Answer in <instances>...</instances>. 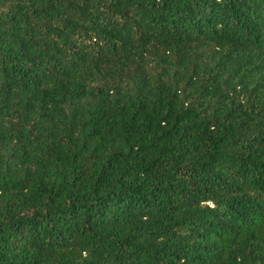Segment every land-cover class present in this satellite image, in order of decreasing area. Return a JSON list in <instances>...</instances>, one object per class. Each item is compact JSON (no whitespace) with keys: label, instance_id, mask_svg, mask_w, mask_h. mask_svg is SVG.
<instances>
[{"label":"trees","instance_id":"trees-1","mask_svg":"<svg viewBox=\"0 0 264 264\" xmlns=\"http://www.w3.org/2000/svg\"><path fill=\"white\" fill-rule=\"evenodd\" d=\"M0 264H264V0H0Z\"/></svg>","mask_w":264,"mask_h":264}]
</instances>
